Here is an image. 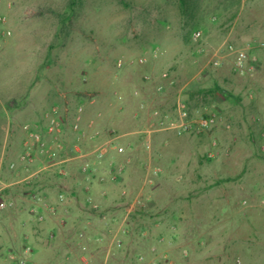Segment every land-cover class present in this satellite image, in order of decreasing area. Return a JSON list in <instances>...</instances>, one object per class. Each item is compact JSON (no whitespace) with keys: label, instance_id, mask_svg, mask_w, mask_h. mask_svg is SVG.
Masks as SVG:
<instances>
[{"label":"rangeland","instance_id":"rangeland-1","mask_svg":"<svg viewBox=\"0 0 264 264\" xmlns=\"http://www.w3.org/2000/svg\"><path fill=\"white\" fill-rule=\"evenodd\" d=\"M0 17V264L27 247L26 264H264V0H0ZM177 104L216 121L167 129Z\"/></svg>","mask_w":264,"mask_h":264},{"label":"built area","instance_id":"built-area-1","mask_svg":"<svg viewBox=\"0 0 264 264\" xmlns=\"http://www.w3.org/2000/svg\"><path fill=\"white\" fill-rule=\"evenodd\" d=\"M0 24H5V18L0 17ZM6 36H10L11 33L10 31H6L4 33ZM192 41L196 44L197 48L196 51L198 54H205L206 53V48L204 46V44L202 43L203 40V33L200 30H196L192 33L191 36ZM0 47H1V43H0ZM154 56L157 55V51L153 52ZM215 60L213 61L214 65H219L220 61H221V57H219L217 55V53L214 54ZM258 61L257 58L255 56H251L248 51L245 50H241L238 52L237 57H236V61L234 64V69L235 71L239 72V73H245V72H252L256 65H257ZM120 65V64H119ZM163 78H167L168 74H163L162 75ZM162 87H160L158 90H161ZM177 112L178 115L180 117L179 122H171L169 126H166L167 129H180V130H184V131H195V132H202L204 130L209 129L212 125H214L216 118L215 115H201L199 116L196 120H187L188 119V111L186 108H184L183 106H180V104H177ZM48 116V114H46V117ZM79 119V117H78ZM51 123H54V120L52 119ZM162 125V123H161ZM78 127V123L75 125V128ZM25 130H27L28 132V139L29 141L26 142L25 144V152L22 154V156L20 157L21 162H25V163H32V150L33 148L37 145L38 148L41 149V151L44 150V143L41 140V137L35 133L32 132L28 129V127H25ZM109 148V144H104L103 146L98 147L95 150V154L97 158H102L108 151ZM118 152H122V148H118L117 149ZM11 168H14V165H11ZM83 171L85 172H90V169L85 166L83 168ZM94 171V170H92ZM90 202V199L88 200ZM11 203H5L3 202L2 204H0L1 208L10 206ZM94 208H96V206H94ZM50 211L53 213L54 209L50 208ZM39 221L43 220L42 216H39ZM116 245L118 247H120V240H118L116 242ZM31 254V250L29 247L24 249V258H21L19 260H15L12 261L10 264H26L27 263V258L28 256H30Z\"/></svg>","mask_w":264,"mask_h":264},{"label":"trees","instance_id":"trees-1","mask_svg":"<svg viewBox=\"0 0 264 264\" xmlns=\"http://www.w3.org/2000/svg\"><path fill=\"white\" fill-rule=\"evenodd\" d=\"M218 89V88H217ZM224 182H229V181H231V179L230 178H228V179H225V180H223Z\"/></svg>","mask_w":264,"mask_h":264},{"label":"crops","instance_id":"crops-1","mask_svg":"<svg viewBox=\"0 0 264 264\" xmlns=\"http://www.w3.org/2000/svg\"><path fill=\"white\" fill-rule=\"evenodd\" d=\"M238 101V100H237Z\"/></svg>","mask_w":264,"mask_h":264}]
</instances>
